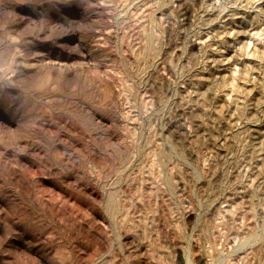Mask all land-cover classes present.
I'll use <instances>...</instances> for the list:
<instances>
[{"label":"rangeland","instance_id":"obj_1","mask_svg":"<svg viewBox=\"0 0 264 264\" xmlns=\"http://www.w3.org/2000/svg\"><path fill=\"white\" fill-rule=\"evenodd\" d=\"M0 264H264V0H0Z\"/></svg>","mask_w":264,"mask_h":264}]
</instances>
